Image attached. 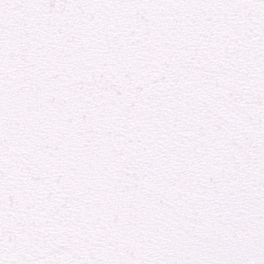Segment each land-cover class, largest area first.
<instances>
[{
    "label": "snow or ice",
    "instance_id": "1",
    "mask_svg": "<svg viewBox=\"0 0 264 264\" xmlns=\"http://www.w3.org/2000/svg\"><path fill=\"white\" fill-rule=\"evenodd\" d=\"M0 264H264V0H0Z\"/></svg>",
    "mask_w": 264,
    "mask_h": 264
}]
</instances>
